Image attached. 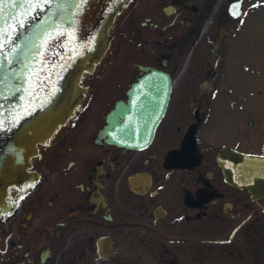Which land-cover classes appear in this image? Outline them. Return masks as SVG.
I'll list each match as a JSON object with an SVG mask.
<instances>
[{
  "label": "flooded vegetation",
  "instance_id": "obj_1",
  "mask_svg": "<svg viewBox=\"0 0 264 264\" xmlns=\"http://www.w3.org/2000/svg\"><path fill=\"white\" fill-rule=\"evenodd\" d=\"M219 1L0 0V58L10 36L46 11L71 17L46 34L38 63L53 34L86 26L89 46L112 18L109 48L84 73L75 115L0 206V264H264V197L222 166L231 152L264 156V104L245 84L227 87L222 46L242 19L227 16L231 0L223 9ZM179 38L190 41L183 71ZM204 41L212 63L201 56ZM144 67L171 75L169 105L149 144L118 145L105 132L108 117ZM219 122L231 140L219 138Z\"/></svg>",
  "mask_w": 264,
  "mask_h": 264
},
{
  "label": "water",
  "instance_id": "obj_2",
  "mask_svg": "<svg viewBox=\"0 0 264 264\" xmlns=\"http://www.w3.org/2000/svg\"><path fill=\"white\" fill-rule=\"evenodd\" d=\"M243 2H230L227 16L238 19L243 13ZM70 17V14L59 17L53 13L32 21L19 35L18 43L7 52V60L0 68V206L9 189L27 179L31 160L38 154L40 145L75 115L85 96L86 88L81 85L84 73L93 72L109 48L112 18L107 17L85 52L62 70L49 98L30 115L20 116L21 99L46 34L63 28V22ZM228 33L229 24H226L221 36ZM215 45L212 46L214 55L218 54L214 51ZM143 69L145 73L128 90L127 101H119L108 117L105 132L118 145L137 148L149 144L169 104L173 88L171 75L153 67ZM227 156L222 166L229 180L264 197V156L237 152Z\"/></svg>",
  "mask_w": 264,
  "mask_h": 264
},
{
  "label": "rangeland",
  "instance_id": "obj_3",
  "mask_svg": "<svg viewBox=\"0 0 264 264\" xmlns=\"http://www.w3.org/2000/svg\"><path fill=\"white\" fill-rule=\"evenodd\" d=\"M229 1L220 0L218 5L222 4L223 9V2L226 6ZM246 9L245 16L236 24L235 31L222 46V50L224 49L223 66L229 78L227 87L237 89L245 84L246 91L253 90L254 97H249L254 98L253 103L264 104V0H247ZM89 19L93 18L88 16V21ZM170 33V30H165L163 35L169 36ZM91 34L84 26L79 31L77 29L64 31L48 40L49 43L43 51L40 64L33 76V84L25 99L26 109L35 107L48 98L61 71L82 53L88 45ZM189 42V40L181 38L177 42L175 40L174 45L177 55L174 62L180 63L178 71L187 70L189 51L186 47V51L183 53V48L185 45L188 46L187 43L189 44ZM201 45L206 48L201 55L203 60L209 58L212 63L214 59L209 53L207 41H204ZM109 69H106V72L115 73V70L111 69L110 72ZM125 69L126 72H129L130 67ZM240 77L246 78L239 79ZM239 81H242V83H238ZM95 83H98V81H95ZM106 85L100 84L99 87L102 89ZM249 103H252V101ZM218 126L224 129V125L220 122ZM219 138L231 140L233 137L224 129Z\"/></svg>",
  "mask_w": 264,
  "mask_h": 264
},
{
  "label": "snow or ice",
  "instance_id": "obj_4",
  "mask_svg": "<svg viewBox=\"0 0 264 264\" xmlns=\"http://www.w3.org/2000/svg\"><path fill=\"white\" fill-rule=\"evenodd\" d=\"M46 2H48L50 4L51 0H46ZM241 15H244V13H241ZM21 26H23V24H21ZM7 60V55L5 54L3 59H0V68L3 67L4 61ZM2 130V129H0Z\"/></svg>",
  "mask_w": 264,
  "mask_h": 264
}]
</instances>
